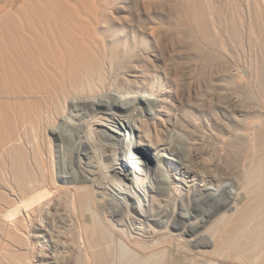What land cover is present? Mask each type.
<instances>
[{
  "label": "bare ground",
  "instance_id": "6f19581e",
  "mask_svg": "<svg viewBox=\"0 0 264 264\" xmlns=\"http://www.w3.org/2000/svg\"><path fill=\"white\" fill-rule=\"evenodd\" d=\"M129 1L0 0V264H58L63 252L83 264H107L113 253L121 263L264 264V236L255 250L246 228L258 216L264 229V205H255L264 106L246 123L237 117V93L251 96L258 71L251 58L245 71L236 66V27H216L217 0H138L144 11L175 8L172 26L114 27ZM248 10L239 34L252 51L264 0ZM146 148L153 168L135 157ZM185 200L199 208L195 221L168 209L187 210ZM55 215L71 223L77 246L55 242Z\"/></svg>",
  "mask_w": 264,
  "mask_h": 264
},
{
  "label": "rangeland",
  "instance_id": "374dc122",
  "mask_svg": "<svg viewBox=\"0 0 264 264\" xmlns=\"http://www.w3.org/2000/svg\"><path fill=\"white\" fill-rule=\"evenodd\" d=\"M220 2V4L218 5V6H220V7H218L217 6V4H218V2ZM217 1H215V9H216V11L214 12L215 13V15H217V18H216V23H217V25H216V27H221V26H223L224 24V26L225 27H228V24H229V26L230 27H236V28H234L233 30H235V32L237 31V27L239 28V27H241V26H243V25H241L240 24V21H242V22H244L243 24H244V26L243 27H246V25L248 26L249 25V10H248V4H249V2H251L252 0H217ZM229 1V2H228ZM232 1V2H231ZM241 1L243 2V3H241ZM222 2V3H221ZM231 2V3H230ZM247 2V3H246ZM245 3V4H244ZM139 4V2H138V0H130L129 2H127L126 3V5H125V7H124V11L123 12H121V13H119V14H117L115 17H116V19H114L113 20V24H114V27H171L172 25L170 24V22H172V20H170L172 17H173V15H174V17H175V12H176V9L175 8H172V7H170L169 5H167V4H159L158 5V3H156V5H155V3H153V5H151V6H149V8L148 9H151L152 11H150V10H148V11H144V9L140 6V5H138ZM230 4H234V5H230ZM236 4H238V5H236ZM242 4V5H241ZM221 5H222V7H221ZM240 5H241V7H240ZM246 5V6H245ZM229 6H230V8H229ZM235 6V7H234ZM238 7V8H237ZM243 7H245V8H243ZM226 8V9H225ZM234 9L236 12H234L233 13V11L234 10H232V11H230L231 9ZM242 8H243V10H242ZM227 9H230L229 11H230V13H232L233 15H231L230 13H229V11L227 10ZM245 9V10H244ZM181 10V9H180ZM243 12V11H245V12H241V11ZM218 11H220V12H218ZM225 11V12H224ZM246 11H248L247 12V14H245L246 13ZM147 12V13H146ZM227 12V13H226ZM224 14H226V15H224ZM230 15L229 16V18L227 19V17H228V15ZM239 14H244V16L243 15H240V16H243V17H237L236 18V16H238ZM215 15H214V17H215ZM224 15V16H223ZM234 15H236V16H234ZM231 16L234 18H231ZM222 17V18H221ZM244 17H247V19L245 20V19H243ZM231 18V19H230ZM239 18H241V19H239ZM219 19V20H218ZM221 19H222V22H223V20H225L222 24H221V26H219V24L221 23ZM236 19H237V21H236ZM170 20V21H169ZM218 21H219V23H218ZM229 23H228V22ZM237 22V23H233V22ZM239 21V22H238ZM232 22V23H231ZM227 23V24H226ZM231 23V24H230ZM234 24V25H233ZM233 25V26H232ZM237 25V26H236ZM238 25H240V26H238ZM223 26V27H224ZM240 30H241V28H239V30L237 31V33L235 34V32L233 33V35L231 36V41L233 40L234 41V39H236L235 40V42H233L232 41V43H231V47L232 46H235V48H233L232 47V53L231 54H233L234 53V51H235V53L232 55L233 56V59H235L234 61H235V64H236V66L238 67V69H240L241 67L243 68V66H246V67H249V65L251 64V59H252V72L253 73H255L254 71H258L259 72V74H258V72H256L255 73V76H253L252 77V85H253V87H252V85H251V93H253V94H251L250 93V91H249V94L251 95V96H244L243 95V97H242V93L240 94L239 92L237 93L240 97H239V99H238V102H239V100H240V98H241V100H243L244 102H245V104H244V102L243 101H240V103L238 104L239 106H238V110L239 111H242V112H239L238 111V113H237V117H239V119H241V121H243V119L245 118L246 119V122H248V119L251 117H254V115L256 114V111L255 110H257L260 106V109L262 108V106H264V98H262L263 96H264V94H262V93H264V68H263V64H264V34H260V32H258V34H257V36L255 37V40L253 39V42H252V44H254L255 43V46H258V47H253V49H252V51H253V53H252V51L250 50V47H248L249 45V41L246 39V41H245V39H244V36H243V34L240 36V34L239 33H242V32H240ZM262 33V32H261ZM239 36H238V35ZM223 35V34H222ZM228 35V34H227ZM236 35V36H235ZM220 36V37H219ZM217 38H216V44L218 45L217 47H219L220 48V45H221V43H222V45H221V48H222V46H225L226 44H223L224 42H226V40L228 41V39L224 36H221V35H219ZM233 36H235L236 38H234ZM222 37H223V39L225 40H222ZM239 37V38H238ZM259 37V38H258ZM226 38V39H225ZM233 38V39H232ZM257 38V39H256ZM218 39V40H217ZM219 39H221V40H219ZM260 39V40H259ZM219 41V42H218ZM222 41H224V42H222ZM246 42H248V43H246ZM220 43V44H219ZM227 43V42H226ZM257 43V44H256ZM259 43V44H258ZM212 47H208V46H206L207 47V49L205 48V52H204V54L203 55H205V53H206V55H209L210 53L209 52H211L210 50H213L214 51V49H211V48H213L214 46H216V45H211ZM220 48V49H221ZM248 48V49H247ZM258 48V49H257ZM156 49V48H155ZM154 49V50H155ZM255 49V50H254ZM157 50H159V48H157ZM156 50V51H157ZM207 50H209V51H207ZM250 52H248V51ZM163 51L164 50H159V55H161V57L163 58V57H165V58H167V60H168V57H167V55H169L168 53H167V55H166V53L164 52L163 53ZM207 51V52H206ZM256 51V52H255ZM249 54H248V53ZM255 52V53H254ZM238 53V55H235V54H237ZM247 53V54H246ZM252 53V54H251ZM163 54V55H162ZM252 56H251V55ZM250 55V56H249ZM246 56V57H245ZM248 56V57H247ZM254 56V57H253ZM258 58H257V57ZM256 57V58H255ZM249 58H251V59H249ZM256 59V61H257V65L255 64V62H254V60ZM246 59H248L247 61L248 62H245L244 60H246ZM250 60V61H249ZM244 63H243V62ZM242 62V63H241ZM241 65H240V64ZM245 63H248V64H245ZM250 63V64H249ZM234 64V65H235ZM243 64V65H242ZM245 64V65H244ZM239 65H240V67H239ZM246 67L245 68H243L242 70L243 71H245L244 69H246ZM241 70V69H240ZM252 75H254V74H252ZM262 75V77H260V76ZM257 80V81H256ZM250 90V89H249ZM261 91V92H260ZM257 92V93H256ZM256 94H258V97H253V96H257ZM260 95V96H259ZM238 97V96H237ZM249 97V98H248ZM260 97V98H259ZM245 98H246V100L247 99H249V100H245ZM253 98V99H252ZM253 100V101H252ZM260 100L262 101V102H260ZM242 102H243V104H242ZM252 102V103H251ZM259 106H258V105ZM257 105V106H256ZM243 106H244V109H243ZM247 106H248V109H247ZM240 107V108H239ZM255 107L257 108V109H255ZM243 109V110H242ZM262 109H264V108H262ZM254 112V113H253ZM243 113H245V115L243 114ZM250 113H252V114H250ZM248 114V115H247ZM254 114V115H253ZM239 115V116H238ZM250 115V116H249ZM252 115V116H251ZM244 117V118H243ZM243 118V119H242ZM245 119H244V122H245ZM245 122V123H246ZM239 127V129H242V128H240V126L239 125H237V128ZM123 136H124V134H122ZM199 135H200V133H199ZM119 136H121V134L119 135ZM68 146H70V145H68ZM146 146H149V145H145L144 147H146ZM150 148V147H149ZM69 149H71V147L69 148ZM182 149H183V151L187 154V148H185V146H183L182 147ZM181 149V150H182ZM69 153H71V152H69ZM72 154V156L73 157H75V155H73V153H71ZM70 154V155H71ZM75 154V153H74ZM238 157H239V155H237ZM135 157H139L141 160H143L149 167H151V168H153L155 165H156V159H155V156L153 155V152L151 151V150H149V149H145V150H143V151H136V155H135ZM213 158H214V156H212ZM170 158V157H169ZM134 160H136V159H134ZM133 160V161H134ZM176 160V159H175ZM210 160H211V158H210ZM240 160V159H239ZM132 161V162H133ZM240 161H242V160H240ZM239 161V162H240ZM237 163H238V161H237ZM241 162H240V167H241ZM2 166V164H0V167ZM123 166H124V168H125V170H127V171H129V170H131L132 168L131 167H129V166H132V163H129L128 161H124V164H123ZM1 170H0V174H1V171L3 172H5V170L3 169V166L0 168ZM62 169V170H61ZM63 172V168L62 167H60L59 168V166H58V168H56V171H55V174L57 175V174H61L62 172ZM1 177H3L2 175H0V182H1V180L3 179V178H1ZM65 186V185H64ZM262 187H258L257 189V192H260L261 194L259 195V197H260V200L258 201V202H260V204L258 203V202H255V205L257 206V205H260V206H263L264 205V189L262 188ZM254 190V189H253ZM259 190H263L262 192L261 191H259ZM259 194V193H258ZM254 195H256V194H254ZM263 196V197H262ZM67 196H64L63 197V204H65V203H67V202H65L64 201V199L66 200L67 198H66ZM263 200V201H262ZM18 201V200H17ZM21 202V204H19ZM185 203H184V205H186V206H188L189 208H187V210H182L179 206L178 207H175V205L174 204H170L169 206H168V209H169V211L172 213V212H175V213H180L181 211L182 212H190V219H191V221H195V219H196V213L198 212V210H199V208L197 207L196 208V205L194 204V203H192L191 204V202L190 201H188V200H185L184 201ZM262 202V203H261ZM24 203V204H23ZM17 204H19V207L20 208H22V210H25V209H27L28 207H27V204L25 205V202H22V200L20 201H18L17 202ZM22 204L25 206V209H23L24 207L22 206ZM100 206L102 207V208H104L105 206H104V203H101L100 204ZM256 212V211H255ZM261 213V211L260 210H257V213L256 214H258V215H260L259 213ZM59 215V214H58ZM58 215H55V218L59 221V224H58V222L57 223H55L54 225H57L58 224V226L59 227H57L56 228V231H54V235H56L55 236V239H56V241H55V239H54V241L57 243L58 242V244L59 243H61L60 241H62V238H63V241H65V243L67 242H71V240H72V242L71 243H73L74 241L73 240H75V245L77 244V240H79V239H77L76 240V238H77V234H76V232L70 227V222H68V223H66V222H64V223H62L60 220H61V218H60V220L58 219L59 217H62V219H67V216L65 215V213L63 212V215L62 216H60L59 215V217H58ZM65 218H64V217ZM257 216V215H256ZM54 218V217H53ZM54 218V219H55ZM186 218H188V217H180L179 219H178V221L180 220V219H185L186 220ZM258 216L257 217H255V220L253 219L252 221H253V223H254V225H253V223H252V221L251 220H249L248 221V223L250 222L251 223V225H252V227H254V228H252L251 227V225H250V223H249V225L250 226H248V223H247V226H246V228L248 227V229L247 230H252V234H253V232L255 233V234H253L254 235V238H253V235H252V238H253V241H252V238L250 239L251 241L250 242H252V244H254L253 246H255V250H257L258 248H256V246L257 245H259L260 243L259 242H262V240H263V236H264V233L262 232L264 229H263V221L261 222V219L263 220V218H258ZM260 219V220H259ZM257 220V222H258V220H259V222L258 223H256L255 221ZM61 222V223H60ZM260 222H261V224H260ZM65 224H67V225H65ZM257 224V225H256ZM63 225V226H62ZM262 227H261V226ZM260 226V229L258 228ZM60 227H61V229H60ZM68 228H70V229H68ZM257 228V229H256ZM58 229V230H57ZM62 229H64V231L62 230ZM245 229V228H244ZM259 229V230H258ZM60 230H62V232L60 231ZM66 230H68V231H66ZM70 230V231H69ZM262 230V231H261ZM73 231V232H72ZM59 232V233H58ZM66 232H67V234H66ZM75 232V233H74ZM240 232V233H239ZM242 232H244V230L243 229H238V231H237V237H238V241H242V238L243 237H246V236H244V235H246V234H244V233H242ZM245 232H246V229H245ZM61 233V234H60ZM60 234V235H59ZM64 234V235H63ZM65 234H66V236H65ZM74 234V235H73ZM243 234V235H242ZM257 234V235H256ZM260 234V235H259ZM59 235V236H58ZM62 235V236H61ZM58 236V237H57ZM64 236H65V238H64ZM68 236V237H67ZM72 236V238H70L69 239V237H71ZM74 236H76V237H74ZM242 236V238H240ZM61 237V238H60ZM67 238H68V241H66L67 240ZM257 239V242L258 243H256V239ZM60 239V240H59ZM262 239V240H261ZM58 240V241H57ZM70 240V241H69ZM254 240H255V242H254ZM79 242V241H78ZM62 243H64V242H62ZM62 243H61V245H62ZM242 243H245V242H242ZM63 246V245H62ZM77 246V245H76ZM245 246V248H247L246 246H248V248L250 249L251 248V244L249 245H244ZM250 246V247H249ZM252 246V248L249 250L250 252L252 251V253H253V250H254V247ZM253 249V250H252ZM62 251H64L63 249L61 250V252ZM248 251V250H247ZM246 251V252H247ZM248 251V252H249ZM245 252V253H246ZM250 252H249V254H247V256L249 255V257L251 256V254H250ZM64 253V254H63ZM63 253H60V254H58L59 256V261H60V263H58V264H62V262H63V264H83L84 262H85V257L83 256V255H81V254H79L78 252H75L74 253V256L73 255H65V252H63ZM65 256V258L63 257V255ZM71 256H73V257H71ZM115 256V257H114ZM120 256V255H119ZM119 256H117V255H115L114 253L113 254H111V259H109V261H108V263L107 264H113V263H115L116 261V263L115 264H141V263H139V262H137V261H135L134 259H135V257L133 258V259H130L129 258V260L128 261H126L125 263H121L120 262V259H121V257H119ZM60 257H62V262H61V258ZM118 257V258H117ZM115 258V260H113L114 262H111L112 261V259H114ZM65 259V260H64ZM67 260V261H66ZM67 262V263H66Z\"/></svg>",
  "mask_w": 264,
  "mask_h": 264
}]
</instances>
